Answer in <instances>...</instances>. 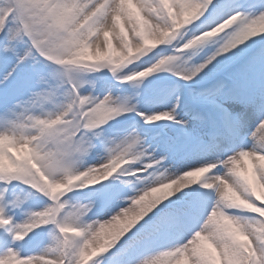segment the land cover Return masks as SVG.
<instances>
[{
  "label": "snow or ice",
  "instance_id": "obj_1",
  "mask_svg": "<svg viewBox=\"0 0 264 264\" xmlns=\"http://www.w3.org/2000/svg\"><path fill=\"white\" fill-rule=\"evenodd\" d=\"M0 264H264V0H0Z\"/></svg>",
  "mask_w": 264,
  "mask_h": 264
},
{
  "label": "rangeland",
  "instance_id": "obj_2",
  "mask_svg": "<svg viewBox=\"0 0 264 264\" xmlns=\"http://www.w3.org/2000/svg\"><path fill=\"white\" fill-rule=\"evenodd\" d=\"M174 72H162L159 74H153L151 78H145L146 83L142 85L140 89H134L130 83L128 84H119L117 83V87L112 89V94L117 97H125L130 96L135 91H140L141 95L136 97L134 102H138L141 111H160L163 110L165 105L162 103V100L165 96V92L161 90L160 86L163 84L174 85L176 81L180 80V78H174ZM152 82V87L148 89V81ZM180 83H183L180 80ZM90 87V86H88ZM145 89H148L145 91ZM147 99H150L152 102H146ZM160 124L169 123L167 121L158 122ZM129 126H135L136 128H152L155 126L147 125L143 122L142 117L136 114H124L119 121H113L111 127L116 129H124ZM116 134V133H113ZM91 162V160H90ZM46 201L43 198H36L30 201V206L36 210H40L45 206Z\"/></svg>",
  "mask_w": 264,
  "mask_h": 264
},
{
  "label": "clouds",
  "instance_id": "obj_3",
  "mask_svg": "<svg viewBox=\"0 0 264 264\" xmlns=\"http://www.w3.org/2000/svg\"><path fill=\"white\" fill-rule=\"evenodd\" d=\"M158 194L159 193H158V191L156 189H149L146 193H144L142 195V197L140 199L143 202V204L147 205Z\"/></svg>",
  "mask_w": 264,
  "mask_h": 264
}]
</instances>
